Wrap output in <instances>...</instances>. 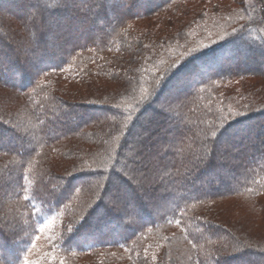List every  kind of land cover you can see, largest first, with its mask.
<instances>
[{"label":"trees","instance_id":"1","mask_svg":"<svg viewBox=\"0 0 264 264\" xmlns=\"http://www.w3.org/2000/svg\"><path fill=\"white\" fill-rule=\"evenodd\" d=\"M47 221L40 264H264V0H0V264Z\"/></svg>","mask_w":264,"mask_h":264},{"label":"rangeland","instance_id":"2","mask_svg":"<svg viewBox=\"0 0 264 264\" xmlns=\"http://www.w3.org/2000/svg\"><path fill=\"white\" fill-rule=\"evenodd\" d=\"M225 3H227L225 1ZM229 4V3H228ZM53 221H47L38 230L34 244L30 247L26 256L27 264H40L47 259V249L52 239Z\"/></svg>","mask_w":264,"mask_h":264}]
</instances>
